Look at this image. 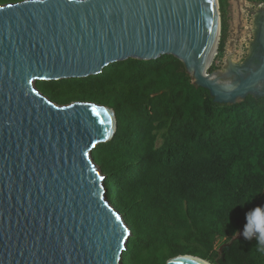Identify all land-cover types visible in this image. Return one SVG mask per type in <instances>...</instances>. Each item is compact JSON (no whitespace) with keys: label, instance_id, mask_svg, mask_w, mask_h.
Segmentation results:
<instances>
[{"label":"water","instance_id":"1","mask_svg":"<svg viewBox=\"0 0 264 264\" xmlns=\"http://www.w3.org/2000/svg\"><path fill=\"white\" fill-rule=\"evenodd\" d=\"M258 23L260 53L251 49L245 63L229 61L213 80L208 71L221 40L219 0L0 6V264H123L131 235L107 201L105 177L91 158L115 136L114 111L95 103L58 106L36 82L85 79L129 59L173 56L215 103L264 98V18ZM187 258L209 263L179 256L167 264H194Z\"/></svg>","mask_w":264,"mask_h":264},{"label":"trees","instance_id":"2","mask_svg":"<svg viewBox=\"0 0 264 264\" xmlns=\"http://www.w3.org/2000/svg\"><path fill=\"white\" fill-rule=\"evenodd\" d=\"M219 2L222 53L227 10L226 0ZM35 86L58 106L95 103L115 113L114 138L91 158L131 234L123 264H167L179 256L264 264L253 251L257 241L240 236L246 214L264 209V98L215 103L173 56L129 59L98 76Z\"/></svg>","mask_w":264,"mask_h":264},{"label":"rangeland","instance_id":"3","mask_svg":"<svg viewBox=\"0 0 264 264\" xmlns=\"http://www.w3.org/2000/svg\"><path fill=\"white\" fill-rule=\"evenodd\" d=\"M264 3L248 0H226L227 40L224 52L217 54L209 75L224 73L232 63H245L251 50L255 26L254 20ZM240 236H243L241 234ZM224 241H218L217 247H223Z\"/></svg>","mask_w":264,"mask_h":264},{"label":"clouds","instance_id":"4","mask_svg":"<svg viewBox=\"0 0 264 264\" xmlns=\"http://www.w3.org/2000/svg\"><path fill=\"white\" fill-rule=\"evenodd\" d=\"M243 236L247 240L255 239L257 244L254 252L264 255V209L257 207L246 214ZM239 236L240 233H236Z\"/></svg>","mask_w":264,"mask_h":264},{"label":"flooded vegetation","instance_id":"5","mask_svg":"<svg viewBox=\"0 0 264 264\" xmlns=\"http://www.w3.org/2000/svg\"><path fill=\"white\" fill-rule=\"evenodd\" d=\"M260 11L259 12H261V16H259L258 17V21L261 19L262 20V18H264V9H259ZM258 21H254V25L255 26H257V24H258V26H259V23H258ZM261 34H262V32H261V29H259V28H256L255 27V31H254V36H253V40H252V42H251V49H252V53H254V54H257V53H260V47H261V43H259V40H260V37H261Z\"/></svg>","mask_w":264,"mask_h":264},{"label":"bare ground","instance_id":"6","mask_svg":"<svg viewBox=\"0 0 264 264\" xmlns=\"http://www.w3.org/2000/svg\"><path fill=\"white\" fill-rule=\"evenodd\" d=\"M216 56H217V54L215 55L214 60H215ZM214 60H213V62H214ZM212 64H213V63H212ZM208 76H209V75H208ZM210 77H211V79H213V80L215 79V77L212 76V75H210ZM222 85H223V83H222ZM223 86H224L226 89H232V85H231L230 83H224ZM110 114H111V113L108 112V115H110ZM110 116H111V121H112V123H113V116H112V114H111ZM187 260L190 261L191 263H194V264H209V263H206V262L201 261V260H199V259L187 258Z\"/></svg>","mask_w":264,"mask_h":264},{"label":"snow or ice","instance_id":"7","mask_svg":"<svg viewBox=\"0 0 264 264\" xmlns=\"http://www.w3.org/2000/svg\"><path fill=\"white\" fill-rule=\"evenodd\" d=\"M93 111L95 112L96 110H95V109H93Z\"/></svg>","mask_w":264,"mask_h":264}]
</instances>
